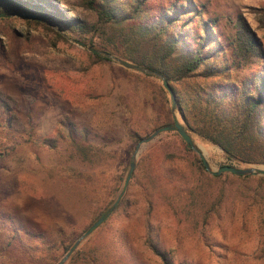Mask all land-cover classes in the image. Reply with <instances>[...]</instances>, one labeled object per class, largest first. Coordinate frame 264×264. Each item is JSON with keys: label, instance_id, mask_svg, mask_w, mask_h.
<instances>
[{"label": "rangeland", "instance_id": "1", "mask_svg": "<svg viewBox=\"0 0 264 264\" xmlns=\"http://www.w3.org/2000/svg\"><path fill=\"white\" fill-rule=\"evenodd\" d=\"M55 1L66 12L83 13L79 0ZM194 2L206 5L210 16L222 17L226 28L228 17H243L264 50V0ZM26 19L18 13L0 16V95L17 116L7 126L0 109V190L18 186L2 204L17 223L58 244L62 238L75 245L99 212L114 210L123 199L118 213L93 229L76 248V257L71 260L75 249L64 264H161L145 245L148 222L158 227L176 264H232L215 255L205 238L230 249L246 246L252 244V224L242 215L234 222L222 220L224 238L217 230L210 232L212 225L204 217L221 190L239 182L209 179L215 175L198 169L177 131L161 130L146 143L133 138V133L147 139L157 132L151 130L166 100L162 81L125 73L112 60L98 64L60 24L51 20L67 35L61 34L65 41L27 25ZM168 98L172 108L169 92ZM175 117L183 123L178 112ZM65 120L87 130L93 147L89 159L70 145L62 128ZM191 136V149L201 160L202 153L213 171L225 165L262 167L230 162L221 148ZM39 138L56 139L58 145L41 146ZM125 247L134 252L135 262L128 261Z\"/></svg>", "mask_w": 264, "mask_h": 264}, {"label": "trees", "instance_id": "2", "mask_svg": "<svg viewBox=\"0 0 264 264\" xmlns=\"http://www.w3.org/2000/svg\"><path fill=\"white\" fill-rule=\"evenodd\" d=\"M79 1L82 15L70 8L66 12L55 0H0V14H31L53 20L65 32L96 50L158 72L173 89L175 112L183 123L177 121L190 135L221 148L230 162L264 165V50L243 17H228L226 28L222 26V17L210 16L207 6L198 5L194 0ZM26 21L27 25L42 27L65 41L54 29L35 20ZM89 55L98 64L111 61L91 52ZM256 65L258 68L253 67ZM120 69L133 73L123 67ZM160 90L166 100L151 131L165 127L177 131L168 92L161 87ZM0 109L7 126L12 125L17 116L1 95ZM61 123L76 153L89 159L93 147L89 144L87 130L79 131L71 120ZM133 138L144 139L137 133H133ZM36 141L47 148L55 149L58 145L53 138ZM184 146L192 153L198 169L207 175L200 157L186 142ZM208 177L239 182L227 190L223 188L209 206L204 219L212 225L210 232L217 230L225 238L226 228L219 222L225 219L234 222L239 215L252 224V244L233 249L223 242L210 243V237L203 232L207 235L205 241L209 249L232 264H264V176L225 173ZM17 187L9 184L0 190V264H57L61 256L73 248L74 242L61 238L58 244L49 240L46 233L19 225L2 205L9 191ZM122 202L123 199L114 210L99 212L93 225L101 218H104L102 224H107L109 215L114 211L118 213ZM156 227L148 222L146 247L161 264H176L175 255L164 247ZM125 248L128 261L135 262L134 252ZM77 254L76 249L71 260ZM114 254L119 255L117 251Z\"/></svg>", "mask_w": 264, "mask_h": 264}, {"label": "water", "instance_id": "3", "mask_svg": "<svg viewBox=\"0 0 264 264\" xmlns=\"http://www.w3.org/2000/svg\"><path fill=\"white\" fill-rule=\"evenodd\" d=\"M0 16H2V14H0ZM23 16L27 17L28 19H34L37 22H40L41 24H44L54 30H56L57 32H59L60 34H62L63 36H67L60 28H58L55 24H53V22L51 20H45L42 19L39 16H35V15H31V14H23ZM75 44H77L78 46H80L81 48L88 50L89 52L93 53V54H97L100 55L102 57H106L116 63H118L120 66L128 69V70H132V71H136L142 74H145L147 76H152L155 77L159 80L162 81V84L164 86V88L169 92L170 97H171V101H172V111L175 114L176 111V97H175V93L173 91V89L171 88L170 84L168 83V81L165 79V77L161 74H159L158 72L146 69L144 67L138 66L136 64H133L129 61L123 60L113 54H110L108 52H104V51H99L94 49L93 47L89 46L88 44H85L79 40H72ZM175 117V116H174ZM171 129V127H165L162 129V131H167ZM174 129L177 130L178 134L181 136V138L187 143L188 146L193 147L194 148V141L192 136L190 135V133L186 130L185 126H183L182 124H180L177 121V117H175V127ZM161 130L157 131L155 134L151 135L149 138L147 139H143L141 141V143H146L148 141H150L151 139H153L154 137L157 136V134L160 132ZM203 163L205 165L206 170L211 173L212 175L215 176H219L221 174L224 173H230V174H235L237 176H264V165H261L262 167H252V168H241V167H237L234 165H225L222 166L221 168H219V170L217 171H213L211 169V167L209 166V164L207 163V161L204 159L202 153H199ZM132 168H133V164H132ZM104 218H101L100 220H98L93 226L92 228L86 232L85 234H83L81 236L80 239L77 240V242L75 243V245L73 246V248L64 256V258L58 263V264H64L68 258L71 256V254L73 253V251L78 247V245L80 244V242L87 237L89 234H91L92 230L95 229L96 227H98L101 223H103Z\"/></svg>", "mask_w": 264, "mask_h": 264}]
</instances>
